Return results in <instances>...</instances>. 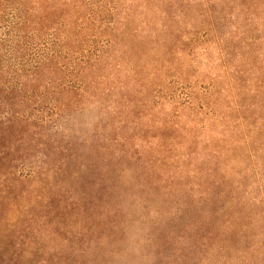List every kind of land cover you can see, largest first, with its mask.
<instances>
[{
    "label": "rangeland",
    "instance_id": "rangeland-1",
    "mask_svg": "<svg viewBox=\"0 0 264 264\" xmlns=\"http://www.w3.org/2000/svg\"><path fill=\"white\" fill-rule=\"evenodd\" d=\"M143 1L76 0L77 11L86 3L80 11L81 27L75 30L84 49H99V36L105 32L118 34L113 72L104 69L107 82L98 92L90 90L83 111L78 102L73 108L67 95L75 85L71 79L64 76L60 82L55 74L44 78L49 83L43 101H38L39 88L33 84L19 93L25 101L19 114L23 119H47L49 124L36 129L0 127L1 262L264 264L260 132L241 147L232 144L251 129L246 123L233 125L239 118L260 127L264 0H212L218 4L214 16L224 20L220 32L225 45L220 50L211 41L195 46L192 53L189 47L176 52L174 67L155 81L152 94L140 90L131 73L159 54L151 52V32L160 23L154 12L161 8L156 1L147 6ZM179 4L180 0L169 9L170 25L182 32L200 19L197 6L184 11ZM56 28L48 31L51 37L60 33ZM22 43L27 46L17 62L30 70L37 45L31 38ZM124 48L128 54H119ZM9 61L10 67L16 64ZM182 70L192 77L191 90L175 77ZM211 80H216L220 101L216 112L227 117L225 124L205 123L196 133L195 151L186 150L181 147L186 137L182 131L196 117L180 105L188 102L190 93L201 98ZM11 82L15 88L22 81L16 77ZM124 83L130 94L126 99L119 94ZM208 152L216 154L210 157ZM210 192L218 194L214 209L221 212L206 221L205 212L212 206L200 207L195 201ZM177 210L181 219L174 222L166 213ZM116 222L125 227L117 246L119 257L103 259V253L115 248L105 247L104 241ZM196 223L210 234L209 240L194 237Z\"/></svg>",
    "mask_w": 264,
    "mask_h": 264
},
{
    "label": "trees",
    "instance_id": "trees-1",
    "mask_svg": "<svg viewBox=\"0 0 264 264\" xmlns=\"http://www.w3.org/2000/svg\"><path fill=\"white\" fill-rule=\"evenodd\" d=\"M150 1H156L161 8V10H155L154 12V17H156L160 23H155V27L151 32L153 40L151 42V52L156 51L159 52V54L152 61L150 58L149 62H151L147 67L141 62L143 66H135L131 73L132 78L135 77V83L140 90L147 89L152 94L156 88L155 81L162 79L166 69L168 70L174 67L172 58L176 52H184L189 47L192 53L195 46L200 44L206 45L211 41L220 45L219 48L221 50L223 45H225L226 39L220 32L224 20L223 18L214 16V8L218 4H214L212 0H201L198 4L180 0L181 4H179V7L184 11L197 6L198 19H200L195 25L189 26V28L184 27L182 32L170 25L172 18L169 9L178 0H144L142 3L147 6ZM222 1L225 0H221V2ZM74 3H76V0H72V4L69 3V0H0V25L3 26L0 33V110H2L0 127L24 125L27 129H36L49 124V120L47 119H23V116L19 114V111L22 110L25 105V101L20 99L19 93L24 89L30 90L33 84L39 88V90H35L40 92L38 101H43L49 83V80L44 82V78L48 77L50 79L55 74L57 78L60 77V82L64 76L71 79V82L73 81L75 85L70 87L71 89L67 91V95L69 99H71L73 108H77L75 105L76 102H78L80 111H83L89 104L86 100L89 99L90 90L93 89L98 92L103 84L107 82V78L104 76V69L113 72V59L118 53V34L114 32H105L99 36L101 42V47H99V49H94L92 46L84 49L82 47L83 40L82 38H78V33L75 30L81 27L83 19L80 11L86 7V3L83 2L79 11L73 6ZM57 15L60 16L58 17ZM56 27L61 31L58 35L55 34V36L51 37L48 31H56ZM29 38L35 40L37 48L33 65L30 70H26L25 67L27 64L18 63L17 61L22 58L21 55L27 46L22 42ZM84 40L88 41L87 45L92 43L87 38ZM128 51L127 48L123 50L119 49V54H128ZM11 58L14 59V63H16L13 67H10L11 65L8 64L11 62L9 61ZM121 63L123 62L115 66L116 71L120 68ZM16 77L21 78L22 82L19 83L17 87L13 88L11 80ZM175 77L191 90V76H187L182 70L180 73H177ZM215 81L216 80H211L208 82L205 93L201 98H194L190 93L187 100L188 102L180 105L183 108L193 111L196 117V119L191 121L192 124L189 125L188 129L182 131L186 137L181 147L186 150L195 151L196 148L194 145L197 143V138L195 137L196 133L199 132V128L204 129L205 123L214 120L222 122L223 125L225 124L227 117H223V115L216 112V107L217 105L220 106V101L218 94L215 92L216 90H214L216 88ZM39 82H44L45 84L38 85ZM59 92H64L61 87L59 88ZM92 92L94 93V91ZM119 94L123 99L130 96L129 91L126 89V83H124L123 88H120ZM95 95L96 94L91 96V99H95ZM129 101L130 100L127 99V102ZM263 109L264 107L260 109V127L253 126L252 123H249L245 118H239L237 122L233 124L235 125L239 122L240 124L236 126L238 127L246 123L251 127L246 134L232 140L234 147H241L242 144H247L249 139L253 138V134L259 131L260 156H262L264 153ZM198 118L199 120H203L201 124ZM222 134L225 135V130L220 136H222ZM165 138H168L167 134ZM169 143L172 144V142ZM214 154H216V152H208L207 156L213 157ZM200 172L201 171H194V173L198 175ZM111 194H113L112 191L108 198H110ZM152 195L155 196L156 194ZM226 197H224L223 200H225ZM218 198V194L214 192L197 197V201L195 202L200 207L212 206L211 211L205 212L207 215L205 218L206 221H209L211 215L213 217L221 212V208L214 209L215 205L218 204ZM171 199L172 198H168L169 201H172ZM166 214L170 215L174 222L181 219V212L179 210L174 214ZM192 226L195 227L193 228L195 238L198 240H209L210 234L202 231L200 228L202 226L201 223H196ZM110 229V233L105 237L104 246L107 247L110 244H114L116 250L114 248V250L107 255L103 253V259L119 257L117 246H119L124 239L125 227H123V224H118L117 222L110 224ZM15 261H0V264L52 263L49 261L33 263V261L29 259L28 261L25 260L23 263L19 260Z\"/></svg>",
    "mask_w": 264,
    "mask_h": 264
}]
</instances>
